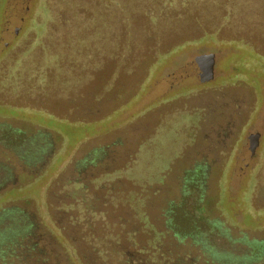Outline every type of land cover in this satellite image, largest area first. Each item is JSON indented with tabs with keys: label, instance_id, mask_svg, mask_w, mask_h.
Masks as SVG:
<instances>
[{
	"label": "rangeland",
	"instance_id": "374dc122",
	"mask_svg": "<svg viewBox=\"0 0 264 264\" xmlns=\"http://www.w3.org/2000/svg\"><path fill=\"white\" fill-rule=\"evenodd\" d=\"M217 2L0 0V218L48 224L152 138L159 188L200 166L210 219L264 240V0Z\"/></svg>",
	"mask_w": 264,
	"mask_h": 264
},
{
	"label": "trees",
	"instance_id": "16d2710c",
	"mask_svg": "<svg viewBox=\"0 0 264 264\" xmlns=\"http://www.w3.org/2000/svg\"><path fill=\"white\" fill-rule=\"evenodd\" d=\"M255 29L264 34L263 25ZM151 140L143 141L123 167L90 180L97 188L114 183L105 190L87 195L88 184L74 181L84 196L68 199L67 182L59 192L65 194L59 213L51 214L48 224L28 215L0 218L5 229L0 264H264V240L234 239L221 222L210 219L207 186L197 178L200 166L187 171L178 196L157 186L171 162L157 168L158 177L153 175L157 170L151 164L158 159L151 153L155 145H148ZM183 145L184 140L171 160L181 155ZM135 163L143 165L134 168Z\"/></svg>",
	"mask_w": 264,
	"mask_h": 264
},
{
	"label": "flooded vegetation",
	"instance_id": "af4514ba",
	"mask_svg": "<svg viewBox=\"0 0 264 264\" xmlns=\"http://www.w3.org/2000/svg\"><path fill=\"white\" fill-rule=\"evenodd\" d=\"M224 109V107H223ZM197 111V109H195V112ZM224 111V110H223ZM90 113H94L92 110H89ZM96 112V111H95ZM98 112V111H97ZM198 113V112H197ZM201 116L200 113H198V117ZM223 117H224V114H223ZM216 130V128H215ZM214 137L216 138H220L224 133H223V130H222V127L221 129H219L216 133L214 131V129L212 130V132H210ZM212 137V138H214ZM218 143V139L214 140V142H212V144H216ZM78 171L82 173V171H86L87 169H93L95 167V164H93V162H88V161H85L84 163H81L78 165ZM11 170V169H10ZM9 173V169L7 167V165H5L2 161H1V158H0V181L2 180H7V175Z\"/></svg>",
	"mask_w": 264,
	"mask_h": 264
}]
</instances>
